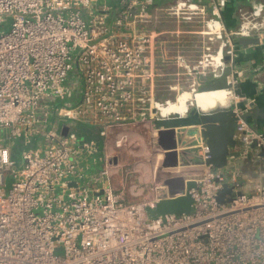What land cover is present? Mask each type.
Returning a JSON list of instances; mask_svg holds the SVG:
<instances>
[{
    "label": "built area",
    "instance_id": "2783aa9c",
    "mask_svg": "<svg viewBox=\"0 0 264 264\" xmlns=\"http://www.w3.org/2000/svg\"><path fill=\"white\" fill-rule=\"evenodd\" d=\"M106 1L0 0V24L8 23L0 33V126L33 143L20 164L0 143V264H264V168L250 191L235 173L203 162L184 188L191 209L151 216L161 185L128 200L124 188L115 189L111 174L119 168L101 147L115 128L151 118L158 136L159 106L171 100L155 95L163 33L201 38L199 59H176L198 90L204 78L233 67L236 38L264 40V0L239 4L235 27L222 16L231 0H120L113 13ZM165 12L201 26L153 27ZM247 66L228 76L233 85ZM70 71L78 84H67ZM252 105L235 106L243 157L254 139L256 156L264 149V133L241 116ZM198 154L210 156L206 141ZM90 156L102 165L86 177ZM225 186L231 192L221 201Z\"/></svg>",
    "mask_w": 264,
    "mask_h": 264
},
{
    "label": "water",
    "instance_id": "95a60500",
    "mask_svg": "<svg viewBox=\"0 0 264 264\" xmlns=\"http://www.w3.org/2000/svg\"><path fill=\"white\" fill-rule=\"evenodd\" d=\"M228 7V6H227ZM226 7V8H227ZM226 8L222 11V16H226ZM237 47L235 52L241 54L242 48H247L249 44H256L263 49L264 57V40L257 36H240L235 39ZM231 55L225 54V59L229 60ZM233 67L227 66L221 75L213 77L200 85V91H209L216 89H232L234 95L239 96L236 103H229L228 105H217L210 109H202L197 104L188 109L186 113L176 112L170 116H161L155 119V125L158 129L157 141L158 144L164 149L165 165H177L183 163L186 156L194 152L196 155L201 147V142L206 141L210 148V156L204 161L202 157L197 154L194 162L207 163L214 167H226L229 161L233 158L241 157L244 152V147H240V142L235 136L238 115L235 106L243 107L246 98L249 97L243 90V77L236 84H232L228 76L233 75L238 78V73L235 68L241 67V60L238 56L232 59ZM262 65L259 67L255 63H250L246 67L244 75L252 78V71L264 68V58L260 62ZM193 104V103H192ZM258 105H254L241 113L251 126L257 131L264 133L257 124L256 110ZM264 129V125H262ZM62 132L66 133L62 129ZM257 147V140L254 139L251 143V148ZM251 154V153H250ZM264 155V149L260 151ZM193 155V156H194ZM250 156V155H249ZM165 187H161L159 193L161 196L167 195ZM183 192L181 187L178 190L170 188V195H176ZM231 192L230 186H225L219 194L221 201L225 200V194Z\"/></svg>",
    "mask_w": 264,
    "mask_h": 264
},
{
    "label": "crops",
    "instance_id": "0c3cea01",
    "mask_svg": "<svg viewBox=\"0 0 264 264\" xmlns=\"http://www.w3.org/2000/svg\"><path fill=\"white\" fill-rule=\"evenodd\" d=\"M249 0H231L229 6L226 8V16H225V22L229 27H235L239 24V17L237 14V6L239 4H247ZM159 3H167V2H159ZM160 48L156 53V71L157 76L155 80V95L159 98L164 97V94L162 91L165 89H172L171 86L177 83L179 87H183L186 82H188V79L193 76H190L189 74H186L184 72V68L178 64L177 58L180 57H186L190 61H195L199 59L203 52V45L201 38L196 35H187L184 34V32L176 33H163L161 35V38L159 40ZM236 43V47L237 42ZM159 45V44H158ZM241 60V66L248 65L251 62L255 63L256 69L260 65H262L260 62L264 58L263 57V49L259 47L256 44H249L247 48H242L241 54L236 55V57ZM235 57V58H236ZM260 70L252 71L253 76L252 78L248 75H244L243 77V90L244 92L249 96L246 99H250L253 101V105H258V108L256 110L257 114V124L260 126L261 130H264L262 128V125H264V68H259ZM209 78V77H207ZM185 80V82H184ZM202 81V80H201ZM239 97V96H238ZM239 99H241L239 97ZM238 99V100H239ZM158 143V142H157ZM160 146V144H158ZM254 149V151L252 150ZM160 153L159 156L162 162L163 167V176L159 177L157 175H154L151 182V187L147 194H152V190L155 185H161L159 187V190L161 187H165L167 192L166 196H162L159 200L158 204L166 199L170 200L172 203H174V206L177 207L178 210L176 212H182L186 210L191 209V197L185 193L184 188H186L188 185H192L195 183V175L200 172L202 168V163L194 162L196 159V155H194V152L189 156H186V160L183 163H178L177 165H165V156H164V149L160 146ZM256 148H251L249 153H252L254 155L253 159H263V167L259 170L260 172V180H262V170L264 168V155L261 157L256 156ZM194 155V156H193ZM251 155V154H250ZM242 158H245V162L242 163V166L237 165L234 168H228L227 166L223 169L227 174L235 173L237 176L240 175L242 172L243 177L246 176L249 178H252L253 176V170L251 167L252 161L250 162L248 158L250 156H241ZM261 162L260 160H258ZM229 164H232L234 166L235 161L232 158L229 161ZM155 174V173H154ZM252 175V176H251ZM257 181V182H258ZM241 182V181H240ZM256 182V183H257ZM242 183V182H241ZM245 186H248L247 184ZM133 186H131L132 188ZM183 188V192L176 195H170L169 190L172 188L173 190H178L180 188ZM125 189V196L128 200L134 199V196L141 195L144 191L143 189H138L137 193H133L134 190L131 188L128 189L127 186L123 187ZM132 190V191H131ZM142 190V191H140ZM146 194V195H147ZM145 195V196H146ZM143 196V197H145ZM132 197L131 199H129ZM142 197V198H143ZM140 200V199H139ZM135 201V200H132ZM157 204V206H158ZM156 206V207H157ZM153 207V208H156Z\"/></svg>",
    "mask_w": 264,
    "mask_h": 264
},
{
    "label": "rangeland",
    "instance_id": "374dc122",
    "mask_svg": "<svg viewBox=\"0 0 264 264\" xmlns=\"http://www.w3.org/2000/svg\"><path fill=\"white\" fill-rule=\"evenodd\" d=\"M100 4H103V0H100ZM106 5L110 8V12L113 13L114 8L120 5V0H107ZM163 20L156 22L153 24V27L157 29H170V28H186L200 27L199 22H191V23H181L177 18L173 17L174 15L170 13H162ZM162 19V18H161ZM8 23L0 24V33L1 30L7 29ZM184 34L187 35H196V33L186 32ZM211 79L204 78L203 81H207ZM191 78L188 79V82L185 83L183 87H180L178 90L176 89H165L163 92L164 97L160 99L165 100L167 98L174 99L181 92V90L187 91L192 90L190 86ZM67 84H78L79 80L76 75L73 74L72 71L69 73V77L67 79ZM185 82V80H184ZM201 85L203 84L202 81ZM78 86V85H77ZM79 88V86L77 87ZM199 90V88H198ZM180 91V92H179ZM190 92V91H189ZM178 94V95H177ZM235 98L233 97L231 101ZM195 105L194 103L189 105V108ZM152 119V118H151ZM151 119L148 121H139L135 123H129L127 125L115 128L110 134L106 137V139H101V147L103 149V153L107 155V157L112 159L113 164H115L116 168H119L118 171H115L111 174V181L116 190L123 189V187L127 186L128 189L133 186V184L137 185L138 189H143L144 191L141 195L137 197L134 196V199L131 200H139L143 196H145L150 187L151 180L154 175L159 177L163 176V167L160 155V146L157 143V130L154 126V123L151 122ZM0 143L8 144L12 150L16 147L17 154H15V158L17 157L19 161H21L22 155V143L20 137H10L8 135V128L5 126H0ZM24 140V139H23ZM25 142V141H24ZM11 150V152H12ZM254 151V149H252ZM252 154V153H251ZM99 153H95L94 156H98ZM94 156H90L88 158V162H91V166L88 170V174L86 177H89L93 171H96L97 168L101 167L102 162L96 160ZM254 155H251L248 160L253 164H251L253 170L252 178L243 177L242 172L238 175V179L244 184V188L246 190H254V184L260 179L259 170L263 167V159H253ZM260 160L261 162H259ZM85 161V160H84ZM82 161L81 163L87 166V163ZM235 164H229L227 167L234 168L237 165L242 166V163L245 162V158L237 157L234 159ZM237 164V165H236ZM92 168V171L90 170ZM166 169V168H165ZM155 173V174H154ZM252 176V175H251ZM83 182V179H81ZM10 184V181H9ZM248 186H245V185ZM138 191V190H137ZM142 191V190H140ZM149 195V194H147ZM146 195V196H147ZM177 207L174 206L170 200H162L156 208H150L149 214L151 216L157 215L166 211H174L176 212ZM179 212V211H178Z\"/></svg>",
    "mask_w": 264,
    "mask_h": 264
},
{
    "label": "bare ground",
    "instance_id": "6f19581e",
    "mask_svg": "<svg viewBox=\"0 0 264 264\" xmlns=\"http://www.w3.org/2000/svg\"><path fill=\"white\" fill-rule=\"evenodd\" d=\"M233 97L232 90L223 88L209 91L183 90L175 99L160 104L159 108L160 113L165 116L172 112L183 114L191 103L197 104L202 109H210L217 105H228Z\"/></svg>",
    "mask_w": 264,
    "mask_h": 264
},
{
    "label": "trees",
    "instance_id": "16d2710c",
    "mask_svg": "<svg viewBox=\"0 0 264 264\" xmlns=\"http://www.w3.org/2000/svg\"><path fill=\"white\" fill-rule=\"evenodd\" d=\"M168 2V1H170V0H156V3H159V2ZM90 126H82L81 127V133H84V136H86V137H90V136H92V132L90 131V128H89ZM91 132V133H90ZM95 134H97L96 133V131H95ZM0 137H2L1 135H0ZM22 140H21V143H22V151L24 150V149H26V148H28V147H31V146H33V143H31V142H26L25 141V139L23 138V137H20ZM24 139V140H23ZM25 141V142H24ZM11 150H12V146H11ZM22 153V152H21ZM15 154H17V151H16V147H14L13 148V150H12V156L15 158ZM15 160L17 161V163L18 164H20L21 163V161H19L18 160V158L16 157L15 158Z\"/></svg>",
    "mask_w": 264,
    "mask_h": 264
}]
</instances>
